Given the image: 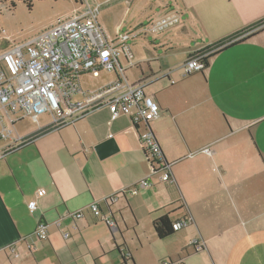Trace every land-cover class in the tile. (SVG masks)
<instances>
[{
	"label": "crops",
	"instance_id": "1",
	"mask_svg": "<svg viewBox=\"0 0 264 264\" xmlns=\"http://www.w3.org/2000/svg\"><path fill=\"white\" fill-rule=\"evenodd\" d=\"M181 2L180 49L166 45L162 53L165 42H152L145 58H131L138 67L132 82L150 78L145 94L160 107L149 127L173 181L151 175L142 126L124 114L111 120L106 107L39 134L49 121L19 131L15 123L13 137L37 135L0 157V264H121V251L130 256L126 264H264V27L211 53L201 72L183 76L179 68L194 51L264 21V0ZM148 177L152 184L139 186ZM132 186L136 193L103 203ZM93 201L114 228L85 208ZM82 208L72 227L67 214ZM166 213L190 223L159 239L152 222ZM39 221L47 224L40 240L32 234Z\"/></svg>",
	"mask_w": 264,
	"mask_h": 264
},
{
	"label": "built area",
	"instance_id": "2",
	"mask_svg": "<svg viewBox=\"0 0 264 264\" xmlns=\"http://www.w3.org/2000/svg\"><path fill=\"white\" fill-rule=\"evenodd\" d=\"M77 5L70 15L55 19L38 35L21 43L10 44L0 51V157L33 140L30 136H12L14 124L25 117L37 123L38 116L46 114L49 117L47 129L57 130L106 107L111 120L124 114L136 129L139 125L142 126V130L138 132L139 143L151 167V175L154 172L158 174L160 182H172L170 166L164 162L161 149L149 127V123L160 113L157 102L144 91L150 78L129 82L120 58L126 59L129 66L133 65L128 41L139 33H160L178 24L179 14L172 10L138 30L135 28L109 37L98 22L101 4L78 0ZM262 27L264 21L228 42L241 39ZM225 44L227 42L217 46L210 45L207 49L204 47L191 53L179 65L182 75L203 71L206 68L205 59ZM100 70L114 72L116 78L96 90L84 91L81 87V76H97ZM77 95L82 97L72 101ZM2 143L5 145L2 146ZM202 151L210 154L207 147ZM138 184L146 187L152 181L148 177L141 179ZM126 192L134 194L137 189L135 186L123 189L103 201L110 204ZM42 194V190L37 191V196ZM98 204L99 202L93 201L85 208L110 228H114V220L101 213ZM27 207L33 212L36 202L29 201ZM83 210L77 209L67 214L72 220V227H76L75 221L83 217ZM61 222L62 219L58 218L54 223L66 239L69 232L64 230ZM189 223L190 218L184 217L174 221L172 228L177 231ZM32 234L39 240L44 239L47 236V224L39 221ZM191 244L198 246L197 240H193ZM161 264L176 263L163 260Z\"/></svg>",
	"mask_w": 264,
	"mask_h": 264
},
{
	"label": "rangeland",
	"instance_id": "3",
	"mask_svg": "<svg viewBox=\"0 0 264 264\" xmlns=\"http://www.w3.org/2000/svg\"><path fill=\"white\" fill-rule=\"evenodd\" d=\"M90 4H101L98 14V22L109 35L126 33L137 28L140 29L150 21L159 18L169 8L175 9L180 16L178 24L163 30L160 33L145 31L130 39L128 44L136 58L146 57V45L152 42H165L160 52L167 50L166 45H172L180 49L185 42V36L180 31L183 22L186 21L187 11L181 0H81ZM78 0H0V51L13 43H21L38 35L50 26L55 19L70 15L78 7ZM187 22V21H186ZM120 61L124 63L123 58ZM141 67L145 63H140ZM138 73V67L131 66L125 70L129 82ZM115 73L100 70L97 76L83 74L81 87L84 91L91 92L105 85L107 81L114 80ZM82 96L73 97L72 101ZM49 120L48 115L41 114L34 123L30 118L20 120L15 124V130H21L35 124H45ZM237 182L234 180V188Z\"/></svg>",
	"mask_w": 264,
	"mask_h": 264
},
{
	"label": "trees",
	"instance_id": "4",
	"mask_svg": "<svg viewBox=\"0 0 264 264\" xmlns=\"http://www.w3.org/2000/svg\"><path fill=\"white\" fill-rule=\"evenodd\" d=\"M247 36H245V37H247ZM233 37H236V36L235 35L234 36H230L227 40H225V41H227V44H225L221 48H225V47H227V46H229V45H231L233 43H236L237 40L236 41L234 40L232 42H228V40L231 39V38H233ZM245 37H243L241 39H238V40H242ZM222 43H223V41H218V42L212 44V46L221 45ZM205 48L207 49V48H209V46H206ZM209 56L205 59L206 60V66H207V62H208ZM47 130H49V129H47V128L46 129H43L40 132H38L37 134L43 133V132H45ZM37 134H34V135L30 136V137H33V136H35ZM162 157H163V155H162ZM163 159H164V162L167 165L170 166V164L165 160L164 157H163ZM153 174H154V172H153ZM103 203H105V201H103ZM105 204H107V203H105ZM169 214L170 213H166V214H164V215H162V216L154 219L153 222H152V228L154 230V233H155L156 237L159 238V239L165 238V237H167V236H169V235H171L172 233L175 232V230H173V228H172V223L175 220H171L170 217H169ZM184 217H187V216H184ZM184 217H182V218H184ZM129 258H130V256L128 254H125L123 251H121V264H126V262H127V260ZM132 264H134V263L132 262Z\"/></svg>",
	"mask_w": 264,
	"mask_h": 264
}]
</instances>
